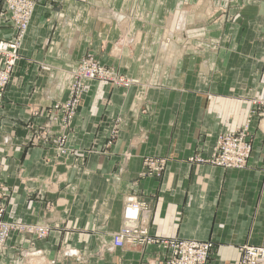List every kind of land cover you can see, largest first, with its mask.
<instances>
[{
    "label": "crops",
    "instance_id": "crops-1",
    "mask_svg": "<svg viewBox=\"0 0 264 264\" xmlns=\"http://www.w3.org/2000/svg\"><path fill=\"white\" fill-rule=\"evenodd\" d=\"M34 1L0 103V205L5 221L50 233H11L0 264H159L160 245L113 246L127 196L145 206L151 237L209 242L206 264L264 247V116L250 114L264 100V0ZM13 32L0 0V41ZM88 55L137 84L84 80L57 157L39 135L55 130L45 112ZM247 121L245 169L190 161ZM144 159L163 170L142 175Z\"/></svg>",
    "mask_w": 264,
    "mask_h": 264
},
{
    "label": "built area",
    "instance_id": "built-area-1",
    "mask_svg": "<svg viewBox=\"0 0 264 264\" xmlns=\"http://www.w3.org/2000/svg\"><path fill=\"white\" fill-rule=\"evenodd\" d=\"M5 4L13 27V37L7 41H0V103L3 99V92L6 85L11 80L10 77L20 59L21 46L26 36V31L31 22V16L34 12L36 3L34 0H1ZM72 84L76 87V92L80 91V83L84 80L110 81L117 86L129 87V82L125 78H119L113 72L109 73L101 69L96 61H81L78 69L71 74ZM70 100V99H69ZM65 101L62 104H56L49 107L46 111L47 117L53 119L61 118V131L66 135L71 125V119L77 112V97L71 101ZM251 116L260 112L258 116H264V100H253ZM40 134H44L42 131ZM49 134V133H47ZM209 158H190L191 162L207 163L214 167L224 170H243L248 164V159L252 152L251 134L249 132V121L241 129L222 133L217 137L216 145ZM55 149L58 153L65 155L67 147L57 145ZM144 170L142 175L159 174L163 168L162 161H153L151 159L143 160ZM143 203H139L132 196H127L123 207V227L113 235V246L122 248L125 245L144 246L160 245L166 251L165 259L159 264H206L211 244L207 241L196 240H162L155 239L148 234L144 226L140 225V220L145 211ZM4 206L0 205V252L6 248V241L11 233L20 235L27 234L35 238H45L50 233L48 226L31 225L20 222L5 221ZM241 259L237 264H264V247L245 245L239 249Z\"/></svg>",
    "mask_w": 264,
    "mask_h": 264
},
{
    "label": "rangeland",
    "instance_id": "rangeland-1",
    "mask_svg": "<svg viewBox=\"0 0 264 264\" xmlns=\"http://www.w3.org/2000/svg\"><path fill=\"white\" fill-rule=\"evenodd\" d=\"M89 59H92V60H94L95 61V59L93 58V57H91V56H85L83 59H81L80 60V63H81V61H83V60H85V61H89ZM80 63L78 64V66H77V68L74 70V71H76L77 69H78V67H79V65H80ZM96 63L101 67V69H103V70H105L106 72H109V73H111V72H113L116 76H118L119 78L121 77V78H125V79H127L128 80V82H129V87H131V86H134L135 84H137V81H135V80H133V79H131V78H129V77H127V76H124V75H122V74H120L119 72H117L116 70H114L113 68H111V67H105V66H103V65H100L97 61H96ZM73 71V72H74ZM72 72V73H73ZM95 81H98V80H95ZM99 82H103V83H105V84H109L110 86H112L113 88H118V89H122V90H124V89H127V88H129V87H125V86H117V85H113L112 84V82H110V81H99ZM83 89H84V81H83V83H80V91L78 92V94H77V92H76V87L72 84V80H71V82H70V85H69V89H68V92H69V95H68V97H67V99L66 100H64V102L66 101H68L69 99V101H71V100H73L75 97H77V100H78V102H77V111H78V109H79V104H80V101H81V98H82V96H83ZM63 102V103H64ZM56 104H62V103H54V104H52V105H56ZM52 105H50V106H52ZM49 106V107H50ZM49 109V108H48ZM48 109L46 110V111H48ZM46 113V112H45ZM77 113V112H76ZM46 115V114H45ZM76 115V114H75ZM46 117V116H45ZM75 116H73V118H74ZM61 118H62V116L61 117H59V118H56V119H53L52 117H50V118H45L46 119V121L47 122H51L52 124H54V126H55V130L54 131H52V133H50V134H47V133H44V134H39L40 136H41V138H42V141L44 142V140H46L47 139V141H48V143L50 144H53L54 146H56L57 147V145H65V144H68V138H67V134L64 136V138L62 137V135L64 134L62 131H61V126H62V123H61ZM73 118L71 119V124H72V120H73ZM41 127V126H40ZM244 127V126H243ZM241 129V128H240ZM67 132H68V130H67ZM114 132L113 131H111V134H113ZM225 133H227V132H225ZM222 134V133H221ZM38 137H39V135L38 134H36ZM36 138V141H37V143L39 142V139L40 138ZM55 153H56V155H57V157L59 156V157H63V156H65V155H62V154H60V153H58L57 151H56V149H55ZM67 154V153H66ZM151 160H153V159H151ZM153 161H155V160H153ZM156 161H159V160H156Z\"/></svg>",
    "mask_w": 264,
    "mask_h": 264
}]
</instances>
